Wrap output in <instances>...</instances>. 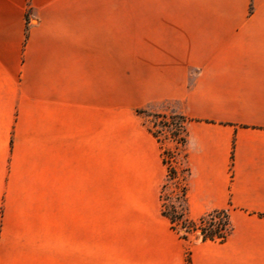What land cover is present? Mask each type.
Wrapping results in <instances>:
<instances>
[{"label": "crops", "instance_id": "crops-1", "mask_svg": "<svg viewBox=\"0 0 264 264\" xmlns=\"http://www.w3.org/2000/svg\"><path fill=\"white\" fill-rule=\"evenodd\" d=\"M155 1L149 81L128 100L117 83L111 207L94 192L95 146L110 157L109 0H0V264H264V0ZM136 110L185 119L176 209L227 211L223 243L162 214L167 168Z\"/></svg>", "mask_w": 264, "mask_h": 264}, {"label": "rangeland", "instance_id": "rangeland-1", "mask_svg": "<svg viewBox=\"0 0 264 264\" xmlns=\"http://www.w3.org/2000/svg\"><path fill=\"white\" fill-rule=\"evenodd\" d=\"M110 13V152L109 167L106 169L105 156L100 148L95 146L94 154V192L95 198L108 195L111 207L116 206L117 199L123 188L119 184L121 176V164L118 146V128L121 120V97L117 94V83L125 81L128 100L129 93H132L135 86L149 81L151 73V32L150 20H165L164 10L155 0H109ZM170 20H172V9H170ZM135 113L145 120L148 131L154 132L159 138L162 153L172 168L177 171L176 179L167 178L161 189L162 207L169 213L176 209L179 200L181 186L187 176L184 162V148L179 146L172 139L171 133L177 126L183 125L185 121L178 117L158 119L153 113ZM145 112V111H144ZM171 115V114H166ZM152 134V133H151ZM153 135V134H152ZM105 155V154H104ZM172 202L175 205H172ZM178 211V210H177ZM175 226L184 229L186 234H193L189 231L188 224L182 225V220H175ZM197 231V230H196Z\"/></svg>", "mask_w": 264, "mask_h": 264}, {"label": "trees", "instance_id": "trees-1", "mask_svg": "<svg viewBox=\"0 0 264 264\" xmlns=\"http://www.w3.org/2000/svg\"><path fill=\"white\" fill-rule=\"evenodd\" d=\"M139 113H144V111H137ZM154 117L158 119H166L178 117L179 119H182L185 121V119L182 116L171 114H153ZM153 136L159 140V138L155 135L154 132H151ZM172 139L175 141V143L179 146H184L186 142L185 134H184V128L183 125L177 126L171 133ZM162 159L163 163L165 164L167 168V178L176 179L177 171L175 168H171L166 160V157L164 156V152L162 153ZM186 171L188 172L187 168ZM185 196V187L182 185L180 190V196L178 199H184ZM162 214L166 216L174 228V222L175 220L179 219L182 220V225L188 224L189 231H199L201 240L202 241H217L218 243H223L229 232H230V226H229V220H228V214L225 210H214L211 212H208L201 216L198 220L192 221L187 219L183 212H179L172 207V213H169L164 206L162 207ZM184 238H186V235H183ZM185 264H191L190 261V254L187 253L185 258Z\"/></svg>", "mask_w": 264, "mask_h": 264}, {"label": "built area", "instance_id": "built-area-1", "mask_svg": "<svg viewBox=\"0 0 264 264\" xmlns=\"http://www.w3.org/2000/svg\"><path fill=\"white\" fill-rule=\"evenodd\" d=\"M178 232L181 233V234H186L184 229L178 228Z\"/></svg>", "mask_w": 264, "mask_h": 264}]
</instances>
